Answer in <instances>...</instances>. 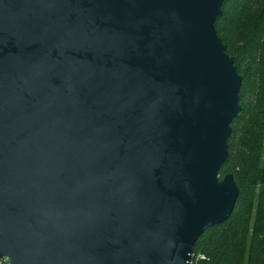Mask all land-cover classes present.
Instances as JSON below:
<instances>
[{"label":"water","instance_id":"obj_1","mask_svg":"<svg viewBox=\"0 0 264 264\" xmlns=\"http://www.w3.org/2000/svg\"><path fill=\"white\" fill-rule=\"evenodd\" d=\"M224 1L0 0L5 264H192L239 192Z\"/></svg>","mask_w":264,"mask_h":264},{"label":"trees","instance_id":"obj_2","mask_svg":"<svg viewBox=\"0 0 264 264\" xmlns=\"http://www.w3.org/2000/svg\"><path fill=\"white\" fill-rule=\"evenodd\" d=\"M214 27L242 78L220 168L239 192L228 218L195 242L192 264H264V0H225Z\"/></svg>","mask_w":264,"mask_h":264},{"label":"built area","instance_id":"obj_3","mask_svg":"<svg viewBox=\"0 0 264 264\" xmlns=\"http://www.w3.org/2000/svg\"><path fill=\"white\" fill-rule=\"evenodd\" d=\"M0 260L3 261L4 264L6 263V259L5 258H1Z\"/></svg>","mask_w":264,"mask_h":264}]
</instances>
